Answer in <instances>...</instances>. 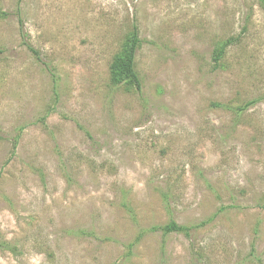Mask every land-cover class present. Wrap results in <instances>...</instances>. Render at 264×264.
Wrapping results in <instances>:
<instances>
[{"label":"rangeland","instance_id":"obj_1","mask_svg":"<svg viewBox=\"0 0 264 264\" xmlns=\"http://www.w3.org/2000/svg\"><path fill=\"white\" fill-rule=\"evenodd\" d=\"M0 50V264H264V0H0Z\"/></svg>","mask_w":264,"mask_h":264},{"label":"trees","instance_id":"obj_2","mask_svg":"<svg viewBox=\"0 0 264 264\" xmlns=\"http://www.w3.org/2000/svg\"><path fill=\"white\" fill-rule=\"evenodd\" d=\"M236 42V38L229 37L221 40L214 49V61L216 65L220 64V61L226 55L229 47ZM142 40L140 38L139 28L136 23H133L131 30L127 33L124 42L121 45L120 50L114 55L110 64V80L113 85H123L127 89H134L140 91L143 87L142 78L137 71L136 55L141 47ZM29 48L36 52L35 49L29 45ZM2 51L0 50V54ZM254 103L250 101L247 106ZM198 225H184L179 224L175 220H170L164 225H155L151 230H162L164 234L171 232H182L186 236L192 235V230ZM5 243H0V246H5ZM8 246V245H6Z\"/></svg>","mask_w":264,"mask_h":264}]
</instances>
